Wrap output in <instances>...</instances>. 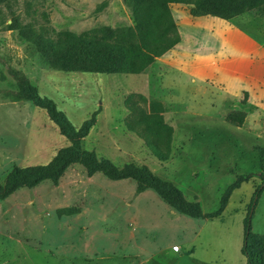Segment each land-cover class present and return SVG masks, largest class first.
I'll list each match as a JSON object with an SVG mask.
<instances>
[{"label": "rangeland", "instance_id": "374dc122", "mask_svg": "<svg viewBox=\"0 0 264 264\" xmlns=\"http://www.w3.org/2000/svg\"><path fill=\"white\" fill-rule=\"evenodd\" d=\"M127 1L0 0V181L15 167L50 162L70 143L28 97L30 86L52 98L77 128L96 113L82 138L85 149L120 167L147 166L186 199L200 202L205 213L219 209L240 176L246 180L221 215L194 218L151 188L139 191L133 178L113 180L74 164L57 183L46 180L0 200V264H247L245 218L264 177V50L246 56V36L238 29L245 25L193 16L190 5L172 4L181 42L164 59L177 66L165 73L156 63L141 74L53 69L22 32L30 26L55 38L63 30L130 26ZM254 11L264 13V4L244 13ZM192 67L207 79L195 72L193 82L182 69ZM242 91L238 108L220 115ZM151 101L173 127L167 160L127 126L139 125L135 107L148 112ZM167 101L189 108L175 114ZM247 115L246 128L221 120L238 125ZM260 116L263 122H254ZM65 208L77 212H60ZM251 230L264 234V191L254 205Z\"/></svg>", "mask_w": 264, "mask_h": 264}, {"label": "trees", "instance_id": "16d2710c", "mask_svg": "<svg viewBox=\"0 0 264 264\" xmlns=\"http://www.w3.org/2000/svg\"><path fill=\"white\" fill-rule=\"evenodd\" d=\"M127 2L133 13V25L130 26L102 25L81 33L63 30L55 38L35 33L30 26L24 27L22 32L53 69L141 74L158 57L181 42L178 23L171 11L172 4L190 5L193 16H215L226 20L264 4V0H128ZM27 94L36 106L47 112L50 120L70 143L61 148L46 164L13 168L5 180L0 181V200L6 199L20 188H32L46 180L57 183L70 166L81 164L89 174L101 172L113 180L133 178L137 182L139 191L149 188L155 190L168 205L180 213L194 218H213L223 213L233 191L246 180L240 176L225 191L219 209L213 213H205L200 202L186 199L176 185L163 180L147 166L130 163L120 167L109 158L99 157L95 151L85 149L82 146V138L89 134L96 123V113L77 128L52 98L41 95L37 88L31 86L27 89ZM129 102L130 97L127 99V103ZM143 108L135 107L139 125L127 122V126L146 140L147 145L158 158L167 160L172 149L173 127L165 122L164 111L159 103L151 101L148 112ZM243 121L244 117L238 125ZM263 191L264 177L254 193L251 209L245 218L242 253L247 258V264H264V234L251 230L254 205ZM60 212L73 214L77 209L65 208Z\"/></svg>", "mask_w": 264, "mask_h": 264}, {"label": "crops", "instance_id": "0c3cea01", "mask_svg": "<svg viewBox=\"0 0 264 264\" xmlns=\"http://www.w3.org/2000/svg\"><path fill=\"white\" fill-rule=\"evenodd\" d=\"M238 19L240 22L243 23V25H245V28L240 25L238 26V29H240L241 31H243L244 35L246 37L243 38V40L245 41V45L244 47H241L242 50H245L247 52V55H252L254 53H257V52H260L262 50H264V13L263 11H254L253 13L252 12H247V13H243V14H240L234 18H231L229 20H236ZM169 51L167 53H165L164 55L160 56L157 58V61L155 60V62L153 64H158V68L159 69H163L165 73H167L171 67H175L177 66V62H172L170 59H164V57L168 56ZM162 62V63H161ZM172 62V63H171ZM184 73H190L191 74V79L193 82L196 81V75H195V72L199 73L201 76L203 75L205 77V79H207L208 76H206L201 70H198V71H195L194 68H182ZM245 76L248 78L251 76V72L250 70L247 71L245 73ZM256 80V79H255ZM261 86H262V83H261ZM164 89L167 91V92H171V93H174V91L172 89H169L167 90L165 87ZM246 91H242L240 92L239 96H235V98L233 99V101H229L226 105V108L221 112L220 115H223L224 113L227 112V110L229 109H237L238 108V103L241 101V98H243L244 94H245ZM248 93V92H247ZM250 94L248 93V98H249V102L253 103L252 102V98L251 96H249ZM169 102H172V103H169ZM166 106H169L170 108H173V113L177 114V113H180V111L182 110H185V109H188L189 107L184 104V103H178L176 101H167L166 102ZM176 106L178 107H183V109H180V110H177L175 109ZM257 110H259L257 108ZM171 110L167 111V112H170ZM198 112V111H197ZM256 112V111H255ZM255 112H252L250 113L249 115L255 113ZM250 116H246V120L245 122L242 124V125H236V124H233L231 122H229L228 120H225V119H222L221 117V120L227 122L228 124H232L236 127H239V128H246V126H250V124H248V119H249ZM263 117L260 116L258 118H256L254 120V122H257L258 124H261L263 122ZM248 130V129H247ZM248 131H253V130H248ZM177 254H180L179 252H175Z\"/></svg>", "mask_w": 264, "mask_h": 264}, {"label": "built area", "instance_id": "2783aa9c", "mask_svg": "<svg viewBox=\"0 0 264 264\" xmlns=\"http://www.w3.org/2000/svg\"><path fill=\"white\" fill-rule=\"evenodd\" d=\"M174 250L177 251V252H180L181 251V247L178 245V246L174 247Z\"/></svg>", "mask_w": 264, "mask_h": 264}]
</instances>
